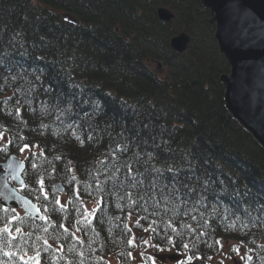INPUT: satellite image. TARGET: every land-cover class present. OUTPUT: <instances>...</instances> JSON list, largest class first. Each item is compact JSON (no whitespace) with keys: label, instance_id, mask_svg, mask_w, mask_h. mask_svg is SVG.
I'll use <instances>...</instances> for the list:
<instances>
[{"label":"trees","instance_id":"16d2710c","mask_svg":"<svg viewBox=\"0 0 264 264\" xmlns=\"http://www.w3.org/2000/svg\"><path fill=\"white\" fill-rule=\"evenodd\" d=\"M214 32L200 0H0V162L24 157L15 186L49 218L0 204V229L12 230L0 231V264L37 251L41 264H128L134 232L182 264H217L221 242L264 264V151L225 107Z\"/></svg>","mask_w":264,"mask_h":264},{"label":"water","instance_id":"95a60500","mask_svg":"<svg viewBox=\"0 0 264 264\" xmlns=\"http://www.w3.org/2000/svg\"><path fill=\"white\" fill-rule=\"evenodd\" d=\"M201 4L211 11V23H217L215 38L230 68L221 77L226 107L264 151V0H201ZM158 17L169 24L174 15L161 8ZM189 43L190 37L182 33L172 39L171 47L183 54ZM24 170L25 162L16 155L0 163V201L6 208L40 219L38 207L9 182L23 186ZM56 189L64 192L61 184Z\"/></svg>","mask_w":264,"mask_h":264},{"label":"rangeland","instance_id":"374dc122","mask_svg":"<svg viewBox=\"0 0 264 264\" xmlns=\"http://www.w3.org/2000/svg\"><path fill=\"white\" fill-rule=\"evenodd\" d=\"M6 142V138L4 140H0V148L2 147L3 143ZM63 204L65 202L62 201ZM97 207V203L95 202H88L87 209L90 213H92ZM147 236L146 234H140L134 232V236L136 237V252L133 256V262L136 264H143L144 263V255L149 256L155 264H182L181 259L177 257L173 252H156L153 248V245L149 238V244L145 245L142 242L143 236ZM235 248V244L232 242L223 243L222 249L220 253L213 259L217 264L219 262H224L226 264H239L240 263V256L237 255L233 249ZM240 254L242 251L240 249ZM183 261V259H182ZM111 264H118L115 258L110 259Z\"/></svg>","mask_w":264,"mask_h":264},{"label":"snow or ice","instance_id":"6c2138e0","mask_svg":"<svg viewBox=\"0 0 264 264\" xmlns=\"http://www.w3.org/2000/svg\"><path fill=\"white\" fill-rule=\"evenodd\" d=\"M65 19H67V18H65ZM17 111L19 112L20 110L17 109ZM4 139H5V133H4L3 131H0V140H4ZM8 143H11V141H8ZM30 147H31L30 145L25 144V145H23V147H21V148L19 149V151H20V152H25L26 150H30ZM124 167L127 169V175H128L133 181H134V183H133V185H132L133 187H135L137 183H142V181H136V179H135V175H136V173H134V171H133V167H132V164H131V163H127V162H126L125 165H124ZM154 171L159 172L160 170H159V169H154ZM168 171L171 172L172 169H168ZM174 176H175V174H174ZM73 179H75V178L73 177ZM39 183H40V185H41L40 191L42 192V194H43V196H44V199L47 200V199H48V194H47V192L44 191V187H43V185H44V181L41 179V180L39 181ZM185 187H187V185H185ZM150 188H155V185H154V184L150 185ZM174 190H175V189H174ZM189 191H192V189H189ZM129 197H131V194H129ZM142 198H143V197H141V199H142ZM55 203H56V204H59V205H61V207H63V205L61 204L60 199L57 198V199L55 200ZM133 203H135V201H133ZM32 207H35V206L32 205ZM13 211H15V209H13ZM36 211L39 212L40 209H39V208H36ZM129 215L131 216V213H129ZM17 218H18V217H13V219H17ZM41 219L47 221L49 218H48L47 216H41ZM145 219H146V218H145ZM89 223H90V221H89ZM152 223H155V221H153ZM136 225H137V226H140V220H139V219L136 220ZM61 227H64V226L61 225ZM125 227L127 228V225H126ZM169 227H172L171 222L169 223ZM64 230H65L66 232L69 231V229H68L67 227H64ZM172 230H173V231H176V229H175L174 227L172 228ZM0 231H2V232H4V233H7L9 236H12V230L9 229V227H8L7 225H5L3 229H0ZM21 231H22V229H20L19 227H17V228L15 229V232H16V233H21ZM127 231L130 233V232H131V229H130V228H127ZM143 231H144V232H147V233H149V234H151L152 232H155V229L152 228V226H151V224H150L149 227H148V228H144ZM201 235H203V233H201ZM13 239H15L14 236H13ZM142 242H143L145 245H148V244H149V240H147V239H143ZM168 242H169V243L172 242L171 237L168 238ZM44 243H45V244H48V241L45 240ZM127 243H128L129 246H135V244H136V237H135V236H131V237L127 240ZM216 243L219 244L220 242H219V241H216ZM51 246H52V245H49V247H51ZM155 246L158 247V245H155ZM183 247H184V248H188L189 245H188V244H183ZM233 251H235V252L237 253V255L240 256V259H241V260H244V261H245V264H247V261H250V260L252 259L251 256L241 255V254H240V249H239V248H234ZM5 255H6V256H10V255H12V253L5 252ZM129 255H131V253H129ZM199 258H200V257H197V259H199ZM20 259L22 260L23 264H41V257H40V253H39L38 251L36 252V254H35L34 256H29V257H27V259H25L24 256H21ZM188 259H189V261H191L192 257H189Z\"/></svg>","mask_w":264,"mask_h":264},{"label":"bare ground","instance_id":"6f19581e","mask_svg":"<svg viewBox=\"0 0 264 264\" xmlns=\"http://www.w3.org/2000/svg\"><path fill=\"white\" fill-rule=\"evenodd\" d=\"M200 4H201V0H200ZM201 6H202V4H201ZM203 7V6H202ZM163 9H167V8H164V7H162ZM204 8V7H203ZM208 13H209V24L211 25V26H214V28H215V32H214V39H215V41H216V43H217V40H216V38H215V36H216V30H217V23L216 22H213V23H211V21H212V13H211V11L209 10V9H207V8H204ZM167 10H169V9H167ZM170 11V10H169ZM173 15H174V18H175V14L172 12V11H170ZM173 18V19H174ZM217 46H218V44H217ZM218 50H219V53H220V49H219V47H218ZM220 55L221 56H223L221 53H220ZM223 58H224V56H223ZM225 59V58H224ZM227 62V61H226ZM228 64V63H227ZM229 72H230V68H229ZM223 76V75H222ZM221 76V77H222ZM221 77H220V82H221ZM222 84V83H221ZM223 85V84H222ZM224 90H225V88H224ZM224 102H225V92H224ZM225 107H226V103H225ZM226 109H227V107H226ZM228 110V109H227ZM228 112H229V110H228ZM230 113V112H229ZM230 115L232 116V118L238 123V121L233 117V115L230 113ZM239 124V123H238ZM240 125V124H239ZM241 126V125H240ZM249 134V133H248ZM250 135V134H249ZM251 136V135H250Z\"/></svg>","mask_w":264,"mask_h":264}]
</instances>
